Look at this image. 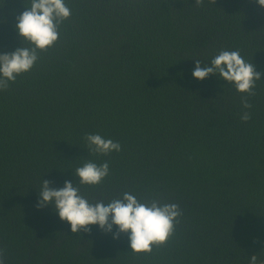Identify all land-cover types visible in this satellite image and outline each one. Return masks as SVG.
Instances as JSON below:
<instances>
[{
  "label": "trees",
  "instance_id": "1",
  "mask_svg": "<svg viewBox=\"0 0 264 264\" xmlns=\"http://www.w3.org/2000/svg\"><path fill=\"white\" fill-rule=\"evenodd\" d=\"M30 0H0V53L21 47L15 17ZM55 46L0 91V248L5 264H249L264 261V8L256 0H66ZM262 73L251 109L232 84L192 76L221 50ZM251 112L243 122L240 114ZM100 134L119 153H90ZM109 162L105 203L130 191L183 213L175 235L133 254L126 234H73L42 180L60 188L86 161Z\"/></svg>",
  "mask_w": 264,
  "mask_h": 264
},
{
  "label": "clouds",
  "instance_id": "2",
  "mask_svg": "<svg viewBox=\"0 0 264 264\" xmlns=\"http://www.w3.org/2000/svg\"><path fill=\"white\" fill-rule=\"evenodd\" d=\"M205 0H195L196 6H203ZM216 5V0H208ZM264 8V0H256ZM72 10L66 0H30L26 10L16 16L15 30L20 37L21 47L9 53H0V91H6L17 77L29 73L41 59V53L53 48L58 41L61 25L71 17ZM195 60L192 76L203 81L211 75L232 84L241 95L243 109H251L249 97L255 95L256 82L262 73L253 62H248L239 50H221L209 65ZM240 119L247 122L251 112L243 111ZM90 153L108 156L119 153L121 144L100 134H86L83 138ZM110 175L109 162L86 161L73 174L79 183L65 180L64 186L53 188V181L42 180L36 207L53 206L61 221L70 225L73 234L90 233L92 225H98L104 233H113V239L126 234L131 252L151 254L153 249L165 246L175 235L176 226L183 213L176 203H162L157 195L151 199L139 197L134 192L124 191L107 203L103 199L90 200L81 193V186H100ZM0 264H5V250L0 248ZM249 264H264L253 254Z\"/></svg>",
  "mask_w": 264,
  "mask_h": 264
}]
</instances>
